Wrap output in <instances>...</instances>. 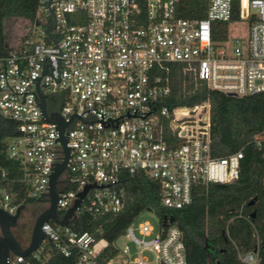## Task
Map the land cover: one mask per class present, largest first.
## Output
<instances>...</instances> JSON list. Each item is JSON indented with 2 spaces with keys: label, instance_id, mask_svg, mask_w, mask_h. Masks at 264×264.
<instances>
[{
  "label": "built area",
  "instance_id": "built-area-1",
  "mask_svg": "<svg viewBox=\"0 0 264 264\" xmlns=\"http://www.w3.org/2000/svg\"><path fill=\"white\" fill-rule=\"evenodd\" d=\"M37 1L35 25L0 57V117L16 124L18 132L7 154L23 168L27 199L48 200L51 173L64 157L54 124L41 116L33 81L47 65L57 80L58 58L59 82L42 76L39 84L46 86L39 92L47 118L56 113L69 122L72 117L63 133L70 156L56 186L60 219L86 185L92 188L78 212L84 208L104 217L124 209L127 176L157 183L168 210L189 206L198 185L238 179L242 151L211 157L209 105L165 106L171 91L168 66L182 65L185 73L227 97L263 93L264 0H206L202 19L181 17L186 0ZM240 24L246 25L245 35L232 36L231 28ZM6 183L0 168V210L13 216L19 206ZM136 219L123 236L138 255L123 253L122 264H186L174 222L166 218L157 228L148 223L134 228ZM41 231L46 235L39 249L27 258L10 255L8 264L39 261L45 243L64 257L76 252V264H100L106 246L101 241L50 222ZM231 246L238 264H261L256 251L244 252L233 241Z\"/></svg>",
  "mask_w": 264,
  "mask_h": 264
},
{
  "label": "trees",
  "instance_id": "trees-1",
  "mask_svg": "<svg viewBox=\"0 0 264 264\" xmlns=\"http://www.w3.org/2000/svg\"><path fill=\"white\" fill-rule=\"evenodd\" d=\"M182 6V18L202 19L207 2L186 0ZM37 8V0H0V57L12 50L6 42L5 24L20 21L25 28L32 27L36 23ZM226 27L221 25L223 33ZM25 39L26 35L21 38ZM168 67L171 91L165 106L182 108L207 103L211 157L225 158L242 151L238 179L223 185H198L192 190L189 206L168 210L161 205L157 183L127 176L122 181L125 206L119 214L96 217L82 208L67 230L77 235L88 234L95 243L104 241L106 246L98 262L107 264L118 255L114 242L141 213L151 211L159 224L165 218L174 220L182 235L186 264H238L231 241L244 252L256 251L264 264V92L242 98L227 97L185 73L182 65ZM17 136L16 124L0 117V168L7 174L6 189L14 203L25 209L43 202L26 198L29 185L23 182V168L8 157V142ZM60 231L63 234L64 229ZM76 261V252L64 257L54 244L45 243L41 259L32 264H76Z\"/></svg>",
  "mask_w": 264,
  "mask_h": 264
},
{
  "label": "water",
  "instance_id": "water-1",
  "mask_svg": "<svg viewBox=\"0 0 264 264\" xmlns=\"http://www.w3.org/2000/svg\"><path fill=\"white\" fill-rule=\"evenodd\" d=\"M58 52H59V57H60L59 48H58ZM58 67H59V58L57 60V70H58L57 80H55L53 76L51 75V72L54 71V69L50 65L46 66L45 72H43V66H42L41 77L47 75V76L52 77L56 82H59L60 73H59ZM41 77L33 79V81H36L35 90L41 102V107L39 105L38 107L40 109L41 116L44 119V121L50 124H54L56 134L63 148L64 157L61 163H59L51 173L50 180L48 183V188H49L48 189V204H47L48 207L39 216H37L34 222V225H33V228L30 234V238H29V243L27 246H22L21 244H19V242L15 239V237L13 236L11 232L12 229L16 228L21 212L24 210V206H20L17 209L15 215L13 216L0 210V264H8V258L10 255H14L22 259V257L27 258L32 253H34L36 250H38L42 242L44 241V238L46 235L45 233L41 231V228L45 224L52 222L53 224H55L56 226L60 228H67L70 222L76 218V214L82 205V202L85 198L87 191L90 188H92L90 187V185H86L83 188V191L78 193L77 200L75 201L74 205L69 210H67V212L61 219L58 217V213H57L58 197H57L56 186H57L58 178L64 172L66 165L68 163V160H69V156H70L69 149L63 137V133L65 129L67 128V126L69 125V123L72 121V117L69 120V122H65L56 113L51 114L49 118L46 117L44 96H42L41 93L39 92V87L46 86V85L39 84ZM228 97H232V96L229 95ZM34 101H35V96H34ZM166 221H167L166 218L163 219L162 224L165 225ZM168 221L169 223L174 222L172 218H170Z\"/></svg>",
  "mask_w": 264,
  "mask_h": 264
},
{
  "label": "rangeland",
  "instance_id": "rangeland-1",
  "mask_svg": "<svg viewBox=\"0 0 264 264\" xmlns=\"http://www.w3.org/2000/svg\"><path fill=\"white\" fill-rule=\"evenodd\" d=\"M24 29L25 27L20 21H11L9 23H6L5 36L7 39V45H13L17 38L23 33ZM245 30V24L235 25L231 28V35H235L237 37L244 36L246 33ZM47 207L48 205H45L44 203H36L32 206L26 207L21 212L17 226L15 230H13V235L16 238L22 232L24 239H28L26 243L22 241V246L28 245L34 222L37 216H39L45 209H47ZM141 223H148L153 228H157L159 220L151 211H144L134 222V228H137V226ZM135 234L138 237L137 232H135ZM113 246L119 251V253L117 257L112 260L111 264H122L124 256L123 253L131 258H134L138 255V249L136 248V246L128 239H126L125 236H121L119 239H117V241L114 242Z\"/></svg>",
  "mask_w": 264,
  "mask_h": 264
},
{
  "label": "flooded vegetation",
  "instance_id": "flooded-vegetation-1",
  "mask_svg": "<svg viewBox=\"0 0 264 264\" xmlns=\"http://www.w3.org/2000/svg\"><path fill=\"white\" fill-rule=\"evenodd\" d=\"M42 202L44 203V204H46L47 202H48V200H42ZM13 230H15V228L14 229H12L11 230V232H12V234H13ZM21 234V235H20ZM15 239L19 242V244H21L22 245V241H24L25 242V239H24V237H23V233L21 232ZM14 236V235H13Z\"/></svg>",
  "mask_w": 264,
  "mask_h": 264
},
{
  "label": "crops",
  "instance_id": "crops-1",
  "mask_svg": "<svg viewBox=\"0 0 264 264\" xmlns=\"http://www.w3.org/2000/svg\"><path fill=\"white\" fill-rule=\"evenodd\" d=\"M102 245H105L106 243L104 241H101Z\"/></svg>",
  "mask_w": 264,
  "mask_h": 264
}]
</instances>
